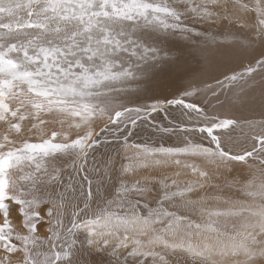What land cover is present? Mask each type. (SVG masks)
Returning a JSON list of instances; mask_svg holds the SVG:
<instances>
[{
  "label": "snow or ice",
  "instance_id": "snow-or-ice-1",
  "mask_svg": "<svg viewBox=\"0 0 264 264\" xmlns=\"http://www.w3.org/2000/svg\"><path fill=\"white\" fill-rule=\"evenodd\" d=\"M0 264H264V0H0Z\"/></svg>",
  "mask_w": 264,
  "mask_h": 264
},
{
  "label": "bare ground",
  "instance_id": "bare-ground-1",
  "mask_svg": "<svg viewBox=\"0 0 264 264\" xmlns=\"http://www.w3.org/2000/svg\"><path fill=\"white\" fill-rule=\"evenodd\" d=\"M198 30L203 32L205 31V26L201 25L198 27ZM211 34L215 36L217 39L221 41H227L230 39L227 35H222L221 33L224 32L223 29L220 28H213L210 30ZM195 45H193L189 50L194 51ZM192 67H197V61L196 59H192L190 61ZM248 59L242 56L238 55H230V56H224L220 58V67L217 70V72H214V75H218L219 72H228L229 70H235V71H242L241 65H247ZM222 79V77H218ZM162 83L165 85H169V81L163 80ZM178 83V82H177ZM175 85L166 86L164 88V91H170L171 88ZM173 115H178V113L174 112ZM158 122L163 121L165 124L167 121L163 120V114L156 116L155 118ZM99 127H103V124H100ZM99 127L97 128V131H99ZM144 126H141L140 128L136 129V134L130 137L129 143H144V142H152L154 144H158L159 142H167L172 143L175 141V138L173 137L171 140H169L167 137L164 138V141H161L159 137L150 136L148 134V131L142 130ZM109 139H111V135H109ZM101 151H103V148H101Z\"/></svg>",
  "mask_w": 264,
  "mask_h": 264
}]
</instances>
